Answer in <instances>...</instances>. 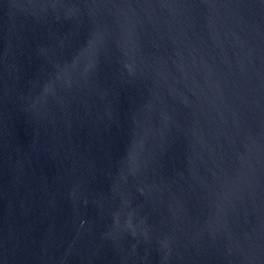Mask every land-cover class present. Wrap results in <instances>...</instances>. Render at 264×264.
I'll list each match as a JSON object with an SVG mask.
<instances>
[{"label":"water","instance_id":"95a60500","mask_svg":"<svg viewBox=\"0 0 264 264\" xmlns=\"http://www.w3.org/2000/svg\"><path fill=\"white\" fill-rule=\"evenodd\" d=\"M0 264H264V0H0Z\"/></svg>","mask_w":264,"mask_h":264}]
</instances>
